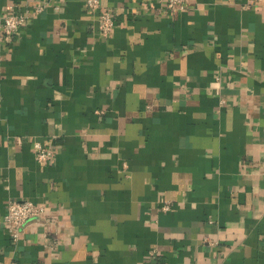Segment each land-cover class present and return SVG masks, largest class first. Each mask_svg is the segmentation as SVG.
Here are the masks:
<instances>
[{
	"label": "crops",
	"instance_id": "1",
	"mask_svg": "<svg viewBox=\"0 0 264 264\" xmlns=\"http://www.w3.org/2000/svg\"><path fill=\"white\" fill-rule=\"evenodd\" d=\"M245 2L102 0L105 38L85 0H0V25L30 15L0 38V264H264V3ZM10 200L47 207L18 240Z\"/></svg>",
	"mask_w": 264,
	"mask_h": 264
},
{
	"label": "built area",
	"instance_id": "2",
	"mask_svg": "<svg viewBox=\"0 0 264 264\" xmlns=\"http://www.w3.org/2000/svg\"><path fill=\"white\" fill-rule=\"evenodd\" d=\"M164 3V9L169 14L185 12L188 10L189 0H160ZM264 3V0H246L244 7L251 9L253 6ZM88 10L96 16L101 36L109 37L115 29L116 20L112 12L104 10L102 0H85ZM38 11H42L39 8ZM30 15L27 11L15 10L7 7L0 25V38L13 42L16 36L29 23ZM35 156L40 163H51L54 153L39 142L34 144ZM169 204L164 206V211H169ZM47 213L44 204H36L31 200H10L4 215V223L8 226L14 240H18L21 230L33 220H40Z\"/></svg>",
	"mask_w": 264,
	"mask_h": 264
}]
</instances>
